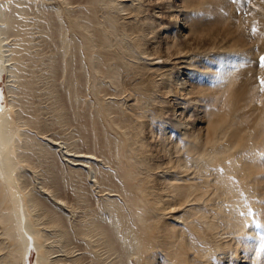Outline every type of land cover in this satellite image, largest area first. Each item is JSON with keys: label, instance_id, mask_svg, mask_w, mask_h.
Returning a JSON list of instances; mask_svg holds the SVG:
<instances>
[{"label": "bare ground", "instance_id": "bare-ground-1", "mask_svg": "<svg viewBox=\"0 0 264 264\" xmlns=\"http://www.w3.org/2000/svg\"><path fill=\"white\" fill-rule=\"evenodd\" d=\"M202 3L200 0H166L162 9L168 13L171 20L179 14H183L185 18L197 17L194 11L199 8L205 15L207 12L212 13L204 9ZM145 5L143 0H0V81L3 82L6 76L5 87L8 94L5 95L0 91V225L4 227V236L14 247L9 254L12 262L58 264L55 252L48 250V235L41 229L45 225L44 220L47 221L46 225L50 224L57 230L56 237L61 243L66 244L70 241L68 228L66 229L55 215L43 214L45 207L42 206L41 201L24 187L23 167L27 159L32 155L38 158L40 155L45 156L47 151L44 145L34 142L30 135L27 136L26 132L21 130V127L25 126L20 127L22 123L20 121L23 113L26 112V107L34 101L31 98L36 97L40 92L37 85L41 75L46 71L51 72V69L59 71V84L64 90H73L66 98L69 104L76 102L77 92L74 89L77 87H81L86 94L101 103L97 111L95 108L94 114L96 117L102 116L107 129L118 139H114L111 144L98 140L94 142L98 152L96 155H77L67 150L64 152V157L77 159L73 160V166L79 167L78 169H81L80 167L88 169L86 173L72 169L71 176L76 178L77 175L82 179L84 175L83 179H94L92 187H96L101 194L105 193L104 196H107L102 206L103 211L99 212L95 219H92L91 215H86L82 221L73 223L76 230L74 234L72 233L74 239L84 241L86 249L89 250V258L94 262L91 261V264H108L105 254L118 256V250L113 248V242L106 238V232L98 223L99 221L109 223L116 238H121V234L117 235L120 226L117 216L123 217V209L116 199H110L120 196L142 232L152 228L150 224L161 222L168 216H172L176 222L183 221L186 224L187 229H184L183 233L179 229L176 231V226L172 227L165 223L158 228L163 235H160L162 237L155 247L165 254L167 264H201V261H210L212 249L208 244L210 240L215 242L214 250L224 256L223 260L226 264H230L232 256L237 264H264V260H260L258 256L259 252L256 253L258 241L264 246V199L261 198L262 201L255 205V217L261 230L263 229V236L260 237L256 231L254 232L252 224L247 229L245 218L240 217L236 212L237 208H234L237 205L235 202L228 210L224 208L222 203L227 202L229 198L227 188L220 182L222 178L218 176L213 177V180L208 178L206 171L210 167L201 165L202 187L191 183V177L189 178L191 171L189 172L181 152L186 151L191 161L199 163L201 158L211 164L214 162L213 156L216 154L222 156L223 151L215 149L209 152L208 148H213L227 139L229 144L226 142L228 145L225 149L231 153L241 142L242 130L234 128L238 124L231 122L223 128L220 122L222 114L216 113V106L210 108L211 104L208 105L218 94V91L208 89V86L216 87L218 82L215 81L221 76H217L219 74L214 70L198 67L200 59L192 61L194 56H205L206 51L205 49L199 51L197 45L193 46L194 44L188 42L183 48L174 46L165 48L164 58L146 53L147 46L157 48L159 45H155L154 40L156 28L152 27V23L143 16L142 10ZM162 14V11L153 12L152 16L161 19ZM176 25L179 27L183 24L177 20ZM183 28L187 29L184 25ZM9 34L12 35V40H9ZM210 47V52L215 51V55L225 50L215 44ZM173 48L174 51L170 52ZM136 51L141 59L151 66L150 74L148 73L150 75L148 87H151V92L153 90L156 92L153 93L156 96L151 98V107L154 103L159 105L161 102L158 99L159 90L166 99L170 98L169 105L172 106L174 114L173 128L178 129L183 140L180 147L172 143L169 137L164 136L157 145L159 148L149 152L144 139L134 126L132 114L135 113V109L128 105L126 111L118 112L117 108H114L117 107L116 105L110 102L113 105H109L103 101V97L101 98V93L105 94L101 90L104 87L102 83L106 81L113 83L118 72L120 73L121 70L127 72L130 66L133 67L129 64V60L131 57H136ZM135 59L138 61L137 57ZM214 62V59L211 60V63ZM167 64L176 66V70L180 71V76L173 82L170 81L169 74L161 72L162 66ZM182 76L190 83H186ZM135 84L131 87L134 86L136 90L141 89L140 83ZM130 90L122 93L126 94L128 99H132L135 94ZM145 91L149 90L146 88ZM140 92V100L136 103L143 106L146 104L144 101L146 93L142 90L138 91ZM177 92L182 95H177ZM107 95L112 94H105L106 98ZM110 106H113L115 111ZM191 110L194 111L195 117L193 123L187 117ZM73 112L76 116H80L77 106L74 107ZM262 115L264 116V103ZM56 117L59 120V115ZM33 118L36 120L37 117L33 116ZM41 123L37 120L34 124L40 129L43 126ZM197 123H203L204 127L197 129ZM54 144L61 145L56 141ZM29 152L30 157L26 155ZM40 159L45 158L41 156ZM89 160L102 163L108 168L107 171H98V178L95 175L98 169ZM242 167V171L249 176L255 173L254 171L252 173L255 169L247 164H243ZM151 175L155 176L156 182H154L157 185L148 187L144 190V196L138 197L137 193L140 192L141 185L151 179ZM113 178L123 182L120 183L122 186L119 189L110 190L106 187ZM211 185L213 188L210 189ZM198 204L207 207L209 213L212 212V216L209 217V213L203 212L200 207H193ZM89 216L91 218L87 219ZM188 231L194 233L198 237V242H202V245L208 248L205 253L203 249L201 250V244L187 235ZM130 232L127 231L124 236ZM95 237L98 240H94ZM121 241L120 248L127 253L139 248L136 240L132 242L133 246H128L123 237ZM183 245L186 246V250L188 248L190 254L184 251ZM33 255L36 256L32 261ZM190 255L197 256L199 260H195ZM75 256L77 255H72L70 258ZM143 259L148 261L147 258ZM66 261L70 260L66 259ZM82 262L74 263L82 264Z\"/></svg>", "mask_w": 264, "mask_h": 264}, {"label": "rangeland", "instance_id": "rangeland-1", "mask_svg": "<svg viewBox=\"0 0 264 264\" xmlns=\"http://www.w3.org/2000/svg\"><path fill=\"white\" fill-rule=\"evenodd\" d=\"M143 1L144 5L146 4L142 10L144 11L143 16L152 23V27L156 28L154 40L156 43L155 45H159L157 48L147 46L145 52L154 55V57H163V55H165V48H170L172 46L183 48L187 42L188 44H194L193 46L197 45L199 51L205 49V56H194L192 61L195 62L200 59L201 61L197 65L198 67L200 66L201 69L207 68L214 70L219 74L217 76H221L215 81V83L218 82L216 87H214V85L212 87L211 84V87L208 86V89L218 91L216 99H212L208 105L211 104L209 106L210 108L216 106V113L219 115L222 114L220 122L223 128L228 126L229 123L234 122L238 124L237 127L234 128L242 130L241 142L233 148L231 153H228L226 150L229 144L227 139L222 140V144L218 143L215 145V148H208L209 152L215 149L223 151L222 156L217 154L213 156L212 161L214 160V162L211 164L206 163L207 161L205 159L201 160V158L198 161L199 163L191 161L190 155H187L186 151H181L183 155H180H182L187 162L189 172L191 171V173H189L191 174L189 176V178L191 177V183L202 187L203 179H201L200 175L201 165L203 164L207 168L210 167L209 170L206 171L208 178L212 180L215 176L222 178L220 182L227 188L224 187L227 190L226 192H228L229 198L227 202L222 203L224 208L228 210L232 207V203L235 202L238 206L236 205L234 208H237L236 212H238L240 217L245 218L244 222L247 229H249L252 224L254 226V232L256 231L257 235L262 237L263 229L261 230V227H257L259 222L255 217V205L260 203L261 198L264 199V116L262 115L264 86L261 84V81L264 80V66L260 64V58L264 56V0H200V3L202 1V4L205 6L204 9L212 13L209 14L206 11L207 14L205 15V13L201 11V8H199V10L194 11V15L197 17L191 18L190 16L185 18L183 14H179L172 20L168 13L164 12L162 9L166 0ZM161 11L163 12L161 19H156L152 16L153 12ZM175 20H179L187 29H184L183 25L178 27ZM158 25H161V27ZM9 35V40H12V35ZM213 44L218 47H223L225 50L215 55V51L210 52V46ZM173 51L174 48L170 50V52ZM135 54L138 61H136V57H131V61L129 60V64L133 65V67L130 66L127 72L124 70H121L120 73L118 72L113 83L108 81L102 83V86H104L101 89L103 90L102 92L112 95H107L106 98L105 94L103 95V93H101V98L103 97V101H106L109 105H116L117 107L114 106V108H117L118 112L126 111L128 105L132 106L131 108L133 110L135 109V113L132 114L133 121L135 122L134 126L137 127L138 132L144 139V143L150 150L149 152H154L157 147L159 148L157 145L164 136L169 137L172 143L180 147L183 144V140L178 129L175 127L173 128L174 114L172 112V106L169 105L170 98L166 99L163 93L160 92L161 90H159L158 99L161 102L159 105L154 103L155 105L153 104V107H151V98L153 99L156 96L154 95L156 94L155 90L151 92V87H148L150 80L149 69L151 66L148 65V62L141 59L142 57L138 55V51H136ZM213 59L215 62L211 63ZM162 68V74H169L170 81L172 82L180 76V71L176 70V66H169L167 64L166 66H162ZM50 71L51 72L46 71L48 73L45 72V74L41 75L42 77L37 85L40 92H38L36 97L31 98V100L34 101L26 107V112L23 113L22 120L20 121V123L22 122L20 127L22 125L25 126L21 127V130L26 132L27 136L30 135L29 137H31L32 140L34 139V142L44 145L45 150L48 152L45 151V156L40 155V157L42 156V158L45 159H40V157L38 158L35 155H32L31 158L28 159L26 157L27 162L23 167L25 174L24 187L41 201L42 206L45 207V212H43V214L55 215L58 217L59 221L63 223L66 229L68 228L67 232L72 236L69 237L70 241L68 243H61L58 240L59 238L56 237L57 230L53 229L50 224L46 225L47 221L44 220L43 224L45 225H43L41 229L45 230L44 232L48 235V250L52 253L55 252V256H57L56 259L59 261L58 264H76L78 261H83L82 264H91L92 260L89 258V250L86 249L87 247L84 241L80 239L77 241L74 239L73 234L76 230L73 223L82 221L86 215H91L92 219H95V217L99 215V212L103 211L102 206L107 196H104L105 193L101 194L99 192L100 190L96 189V187H92L94 179H83L84 175H82V179L80 176L77 177V175V179L75 176H71L72 173L70 174V172L72 169L78 172L80 170L84 173L88 172V169H84L83 167L78 169L79 167L73 166V160L77 159L75 157H70L71 160L69 157H64V152L67 150L77 155H96L98 152L94 142L96 143L98 140L111 144L114 139H117V136L107 129V126L103 123L102 116H97L98 118L100 117L99 120L94 114L95 108L97 111L101 103L86 94L84 89L77 87L74 89V91L77 92L76 102L75 104H69L66 98L73 90H64L59 84V71H53L51 69ZM181 78L186 83H190L184 76ZM6 81V76H4L3 82L0 81V91L8 95L5 87ZM135 82L136 84L140 83L139 86L141 89L136 90L134 86L131 87ZM105 83L107 84L106 86ZM146 88L149 91L146 92ZM128 89H131L130 92H135L132 99H128L125 96L126 94H122ZM139 90L146 93L144 96V101H146V104H143L144 107L136 103L137 100H140L139 96H141V92L138 93ZM177 95L182 94L177 92ZM133 97L138 98L134 99ZM147 99L149 101H147ZM215 100L216 102H214ZM75 106L78 107L80 116L74 114L73 110ZM110 108L112 109L113 106H110ZM136 114L139 116L144 115L143 117H139ZM56 115H59V120H57ZM33 116L37 117L36 120ZM136 116L138 117L136 118ZM187 117H189L191 120L190 122L193 123L195 119L194 111H189ZM37 120L39 122L41 121L44 127L42 125L40 129L38 126L36 127L34 123ZM23 121L25 122L24 124ZM201 127H204L203 123H197L196 128L198 129ZM94 139L96 140L94 141ZM55 141L56 143H61V145H55ZM226 142L228 144H226ZM178 143L180 145H178ZM218 145L220 146L218 147ZM26 155L30 157L31 154L29 152ZM32 157H34V159ZM219 160L221 161L219 162ZM89 162L98 169L95 173L97 177L99 176L97 175V173L99 174L98 171H107L108 169L100 162L94 160H89ZM151 164L152 163H150V165ZM243 164H247L255 169L252 170V173H255L251 176L247 175L242 171ZM74 174H76V172H74ZM150 177L151 179L146 180L144 184L141 185L143 188H140L141 194L140 192L137 193L138 197L144 196V190L148 187H155L157 185L155 183V176L151 175ZM120 183L123 184L121 180L113 178L106 187L110 190L119 189L122 186ZM211 188H213V185L210 186V189ZM112 198L116 199L123 209V217L120 215L117 216V221L120 225L117 235L121 234L120 237H123V240L128 243V246H133L132 242L136 240L139 248L138 250L129 252L131 254L125 252L120 248L122 242L121 238H116L112 226L107 222L99 221V226H102L103 230L106 232V238L112 241L113 248L118 250V256L117 254H105L107 263L167 264V257L165 254L159 248L155 247L162 237L160 236L162 231H159L158 228L165 223L172 227L176 226V231L179 229V231L183 233L184 229H187L186 224L183 221L176 222L172 219V216H168L162 219L161 222L150 224V226L152 225L153 227L142 232L134 218L130 215L122 197H110V199ZM142 200L144 201V198H142ZM194 206L195 208L200 207L203 212L209 213L208 208L203 205L198 204L193 205V207ZM249 208H251L254 215L250 216L247 214ZM211 213H209V217ZM242 213L243 215H241ZM180 215H182V212ZM91 216L87 217V219L91 218ZM3 228L4 227L0 225V264H17L9 259V254L13 251L14 247L12 242L7 240L4 236ZM127 231L131 232L124 236ZM187 235H189L193 241L198 242V237L194 233L188 231ZM187 235L185 238L188 237ZM94 240H98L97 237H95ZM198 243L201 244V250L203 249L204 252H202L205 253L208 248H205L202 242ZM260 243L261 242L258 241V251H256V253L259 252L258 256H260V260H264V257L262 259V256H264V246L262 243V246H260ZM208 244L210 245V249H213H211L210 261H201V264H226L225 260H223L224 256L220 255L217 250H214L215 242H211L210 240ZM100 248L103 249V247ZM184 249V251L190 254V252L187 251L188 248L186 250V246H184ZM72 255L77 256L71 259L70 257H72ZM35 256L36 255H33L31 258L32 261L35 259ZM190 256L194 257L195 260H199L197 256ZM143 258H147L148 261H144ZM231 258L230 264H237L233 256ZM66 259L70 261H66ZM201 260L203 259L201 258ZM92 263L94 262L92 261Z\"/></svg>", "mask_w": 264, "mask_h": 264}, {"label": "snow or ice", "instance_id": "snow-or-ice-1", "mask_svg": "<svg viewBox=\"0 0 264 264\" xmlns=\"http://www.w3.org/2000/svg\"><path fill=\"white\" fill-rule=\"evenodd\" d=\"M260 64H261V66H264V56H262V57L260 58ZM261 84H262V86H264V80L261 81ZM221 171H222V169H221ZM247 214L250 215V216H251V215H254V213L252 212L251 208H249V211H248ZM241 215H243V213H242ZM257 227H260V225L257 224Z\"/></svg>", "mask_w": 264, "mask_h": 264}]
</instances>
